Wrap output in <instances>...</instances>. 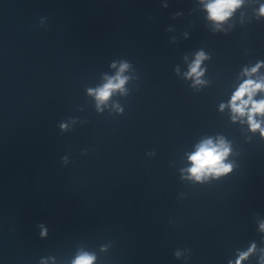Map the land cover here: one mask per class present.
Returning <instances> with one entry per match:
<instances>
[{"label":"clouds","instance_id":"clouds-1","mask_svg":"<svg viewBox=\"0 0 264 264\" xmlns=\"http://www.w3.org/2000/svg\"><path fill=\"white\" fill-rule=\"evenodd\" d=\"M242 0H213L212 3L207 5V10L209 12V18L216 22H222L226 20L233 11L240 6ZM260 12L264 15V6L261 7ZM203 53H199L197 59L193 66L191 67V73L196 76L201 75L198 71L200 61L203 59ZM127 65H123L121 70L123 71ZM253 72L256 71L255 68L252 69ZM118 82L113 83L111 80L97 93V99L101 102L106 101L111 92L115 89H119L125 83L124 79L117 78ZM258 90H264V83L254 82L252 80L245 81L240 88L235 92L232 97V108L235 113L243 116L247 106L251 104V108L248 109V121L250 127L253 131L260 128V124L255 121L254 116L256 114H264V101L255 102L252 97ZM247 95L248 99H243ZM240 103L237 104L236 102ZM64 128V125H61ZM261 134L264 135V130L261 131ZM229 153V148L224 146L221 142L220 145L214 146L209 140L206 143L202 144L198 151L193 154L190 159L192 161L193 167L190 169V172L193 177L197 180L202 179L203 177L209 175L219 176L226 174L231 171V165L225 164L224 160ZM264 228V225L261 226ZM46 231H41V236H45ZM254 247V246H253ZM252 249L249 250L251 252ZM179 256V253L176 254ZM248 256V253H243L240 256V259L237 260L236 264H240V260L245 259ZM95 256L83 253L80 254L74 261L73 264H93Z\"/></svg>","mask_w":264,"mask_h":264}]
</instances>
